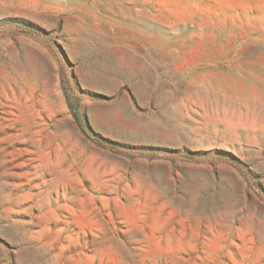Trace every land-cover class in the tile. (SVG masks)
Instances as JSON below:
<instances>
[{
    "label": "rangeland",
    "instance_id": "374dc122",
    "mask_svg": "<svg viewBox=\"0 0 264 264\" xmlns=\"http://www.w3.org/2000/svg\"><path fill=\"white\" fill-rule=\"evenodd\" d=\"M0 264H264V0H0Z\"/></svg>",
    "mask_w": 264,
    "mask_h": 264
},
{
    "label": "trees",
    "instance_id": "16d2710c",
    "mask_svg": "<svg viewBox=\"0 0 264 264\" xmlns=\"http://www.w3.org/2000/svg\"><path fill=\"white\" fill-rule=\"evenodd\" d=\"M65 100H66L68 108L70 109V111L72 113V117H73L76 125L78 126V128L82 132V134L85 135L88 139H90L91 141H93L94 143H96L99 146L109 147L108 144H106L105 140H103L102 138H100L99 136H97L96 134H94L91 131V129L89 128L86 121H82L80 119L79 115L77 114L76 106H73L71 104L70 99L68 98V95H66V94H65Z\"/></svg>",
    "mask_w": 264,
    "mask_h": 264
}]
</instances>
